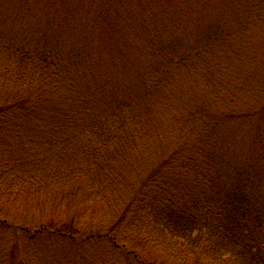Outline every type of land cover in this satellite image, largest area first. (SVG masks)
I'll use <instances>...</instances> for the list:
<instances>
[{"label": "trees", "instance_id": "obj_1", "mask_svg": "<svg viewBox=\"0 0 264 264\" xmlns=\"http://www.w3.org/2000/svg\"><path fill=\"white\" fill-rule=\"evenodd\" d=\"M1 200L0 264H264V0H0Z\"/></svg>", "mask_w": 264, "mask_h": 264}, {"label": "rangeland", "instance_id": "obj_2", "mask_svg": "<svg viewBox=\"0 0 264 264\" xmlns=\"http://www.w3.org/2000/svg\"><path fill=\"white\" fill-rule=\"evenodd\" d=\"M0 210H2L1 213L5 212V211L8 213V215L10 217L9 218L10 221L11 220L13 221V219H17L19 222H21V219H23V213H25V212L29 213L28 214L29 220H28V222H26L27 226H37L40 223H42L43 221H49V219L55 220L53 218V216L50 215L51 210L49 208H44V209L36 208L33 206V203L29 204L26 200L25 201L22 200L20 203L18 202L15 207L10 205L9 203H7L4 200H1L0 201ZM17 220H15V221H17ZM159 258H162V257H155L154 261L153 262L151 261V263L152 264H183L182 261H180V260L172 261L170 259H165V261H161V259H159Z\"/></svg>", "mask_w": 264, "mask_h": 264}]
</instances>
